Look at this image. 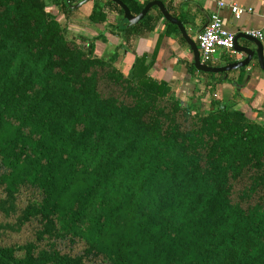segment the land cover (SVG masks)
Wrapping results in <instances>:
<instances>
[{"label": "trees", "instance_id": "trees-1", "mask_svg": "<svg viewBox=\"0 0 264 264\" xmlns=\"http://www.w3.org/2000/svg\"><path fill=\"white\" fill-rule=\"evenodd\" d=\"M50 1L68 17L80 0ZM90 1L125 43L176 29L157 7L128 27ZM47 6L0 0V264H264V123L214 97L184 104L145 55L125 75L117 48L96 56ZM26 226L31 239L1 240Z\"/></svg>", "mask_w": 264, "mask_h": 264}, {"label": "crops", "instance_id": "crops-1", "mask_svg": "<svg viewBox=\"0 0 264 264\" xmlns=\"http://www.w3.org/2000/svg\"><path fill=\"white\" fill-rule=\"evenodd\" d=\"M47 1V11L57 15L70 39L84 46L91 42L93 54L99 57H107L117 48V66L125 75L130 71L135 57L145 55L147 61L151 62L149 75L158 81L171 82L173 96L178 97L184 104L198 102L200 110L204 111L214 97L230 108L243 111L247 117L264 123V72L259 69L255 60L245 69L232 71L223 81L212 84L214 76L191 67L193 52L177 27H167L163 20H159L147 34L135 35L129 43H125L120 35L109 28V23H116L120 17L109 14L103 23H93L88 19L93 8L91 1L85 6L72 9L73 12L68 17L60 13L50 0ZM144 1L151 0H138ZM160 1L183 23L188 36L196 45L198 34L216 9L220 11L224 26L234 34L252 28L261 30L264 35V0H223L226 3H237L252 8L251 12L244 13L238 21L232 18L228 7L218 8L219 0ZM152 14L155 15L156 11L152 10ZM262 43L264 45V37ZM239 44L252 47L245 39H239ZM243 58L242 53L229 55L221 50L218 58L210 65H224L229 60Z\"/></svg>", "mask_w": 264, "mask_h": 264}, {"label": "water", "instance_id": "water-1", "mask_svg": "<svg viewBox=\"0 0 264 264\" xmlns=\"http://www.w3.org/2000/svg\"><path fill=\"white\" fill-rule=\"evenodd\" d=\"M89 1L90 0H80L75 4H70L68 2V6L71 9H77L82 5L88 3ZM111 1L122 8L123 10L122 19H125L127 21L128 27L133 26L137 24L139 21H141L152 7H157L161 12L163 18L178 28L182 37L184 38V40L186 41V43L193 52V58L190 65L191 67L195 68L198 71L204 73H213V74L221 73L224 74L226 78L228 77V74L230 72L239 69H245L251 63V61L255 60L259 69L262 72H264V45L262 43V40L258 38L252 37L251 35H248L244 32L235 33L234 41H233L234 53H242L244 55V58L242 60H234L233 62L224 65H210L200 61L198 47L196 43L188 36L183 23L176 16L172 15L168 11L165 5L163 4V2H161L160 0H151L147 2L142 8V10L136 15L132 14L129 8L127 7V5L123 3L121 0H111ZM239 39L247 40L249 43L252 44V47L240 45Z\"/></svg>", "mask_w": 264, "mask_h": 264}, {"label": "built area", "instance_id": "built-area-1", "mask_svg": "<svg viewBox=\"0 0 264 264\" xmlns=\"http://www.w3.org/2000/svg\"><path fill=\"white\" fill-rule=\"evenodd\" d=\"M218 8L228 7L231 16L238 21L246 12H251V7L241 6L237 3H226L223 0L217 2ZM244 33L252 37L263 39V32L259 29H245ZM234 33L229 31L223 23L219 9L213 11L203 30L197 36V47L199 50L200 61L210 64L218 58L219 51L223 50L226 54L234 53L233 49Z\"/></svg>", "mask_w": 264, "mask_h": 264}, {"label": "rangeland", "instance_id": "rangeland-1", "mask_svg": "<svg viewBox=\"0 0 264 264\" xmlns=\"http://www.w3.org/2000/svg\"><path fill=\"white\" fill-rule=\"evenodd\" d=\"M32 237V226H26L24 228L21 227L19 230H8L1 240L8 244H16L23 243V240L31 239Z\"/></svg>", "mask_w": 264, "mask_h": 264}]
</instances>
